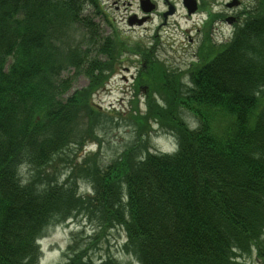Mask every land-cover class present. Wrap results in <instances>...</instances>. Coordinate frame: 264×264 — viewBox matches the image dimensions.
<instances>
[{
	"label": "trees",
	"instance_id": "1",
	"mask_svg": "<svg viewBox=\"0 0 264 264\" xmlns=\"http://www.w3.org/2000/svg\"><path fill=\"white\" fill-rule=\"evenodd\" d=\"M85 2L98 7L0 0V264H36L48 224L79 215L92 235L71 231L57 264H124L90 252L114 228L138 264H241L252 252L264 264V0L244 5L230 40L215 44L205 31L197 61L177 71L102 34L81 17ZM80 21L86 33L73 41ZM127 48L150 68L135 82L144 111L133 98L127 114L136 138L107 163L99 151L77 162L120 116L91 96ZM78 74L88 83L71 89ZM160 129L174 136L171 154L151 149Z\"/></svg>",
	"mask_w": 264,
	"mask_h": 264
},
{
	"label": "rangeland",
	"instance_id": "2",
	"mask_svg": "<svg viewBox=\"0 0 264 264\" xmlns=\"http://www.w3.org/2000/svg\"><path fill=\"white\" fill-rule=\"evenodd\" d=\"M140 1L97 0V8L88 3L82 13L92 17V21L96 23L102 34L116 33L127 42L128 46L135 42L138 44L139 42L141 45L148 47L152 56L161 61L167 68L176 71L186 69L190 62H194L197 59L196 53H198L201 40L196 27L201 25L205 16L200 13L188 16L182 7L181 0H168L175 5L176 9L172 16H167L164 23L161 14L167 9L165 0H148L150 2L149 5L154 3V7L147 12L140 9ZM207 1L213 2L212 9L214 11H224L227 14L236 13L240 15V20H242L243 15L241 11L244 5L255 2V0H240L238 6L229 8L226 6V3L231 0ZM208 6L209 2L202 9H207ZM145 16L147 17L140 22L135 20L142 19ZM131 17L133 18L132 23H128ZM85 28L83 22L80 21L77 28L73 30L72 36L75 38L73 41H81V37L86 30ZM206 31L215 43L225 41L230 33L229 28H226L220 21H216L209 29L206 28ZM69 43L71 44V41ZM82 46L85 47V44L83 43ZM122 56L123 60L117 66L120 70L117 69L118 71H115L109 77L108 84L91 97L94 105L99 106L101 110L111 114L119 112L120 116L117 114L113 115L112 123L107 122L101 130L100 145L88 141L85 143V145L89 144L87 147L80 150V152L77 150V162H81L85 155L99 151L98 156L100 161L107 163L136 138L135 126L130 124L127 114L131 107V99L133 98L137 99L140 110L144 111V93L146 92V88L136 91L135 82L141 73H146L148 66L145 64L146 62H144L145 60L141 56V53L133 52L130 48L124 50ZM71 71L72 69L64 71L63 74H72ZM87 83L88 78L84 74H78L72 80L71 89L83 87ZM186 118L189 120L191 116L188 114ZM156 128L158 127L154 125L153 129ZM164 133L163 129L152 131L149 139L151 149L165 150L169 148ZM25 169L26 167L23 166L22 170L24 174H27V170ZM79 189H81V185ZM83 222L82 216L79 215L49 228L41 240V256L38 264H57L69 241L70 232L78 229L79 225H84ZM86 223L87 225L85 226L90 227V223L87 220ZM87 235H92V230L88 229ZM106 237L108 241L100 242L99 249L96 248L90 251L97 260L102 258L107 251L113 253L124 264L133 259L121 250L124 233L120 228H114ZM240 259L241 264H263L255 256L254 252L250 255L244 254Z\"/></svg>",
	"mask_w": 264,
	"mask_h": 264
},
{
	"label": "water",
	"instance_id": "3",
	"mask_svg": "<svg viewBox=\"0 0 264 264\" xmlns=\"http://www.w3.org/2000/svg\"><path fill=\"white\" fill-rule=\"evenodd\" d=\"M183 4L187 7L188 12L194 11V9L196 8L195 0H183ZM232 4H235V1H233L232 3H229V5H232ZM152 7L153 5H149L146 3V1H143L142 3L143 10L147 11V10H150ZM172 11H173V7L170 6L167 13H171Z\"/></svg>",
	"mask_w": 264,
	"mask_h": 264
}]
</instances>
